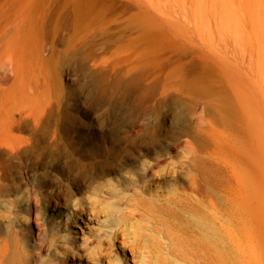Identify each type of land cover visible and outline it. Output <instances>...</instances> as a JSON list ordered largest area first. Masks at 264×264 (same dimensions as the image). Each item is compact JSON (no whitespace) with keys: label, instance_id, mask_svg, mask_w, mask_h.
<instances>
[{"label":"rangeland","instance_id":"374dc122","mask_svg":"<svg viewBox=\"0 0 264 264\" xmlns=\"http://www.w3.org/2000/svg\"><path fill=\"white\" fill-rule=\"evenodd\" d=\"M133 242L264 264V0H0V264Z\"/></svg>","mask_w":264,"mask_h":264},{"label":"bare ground","instance_id":"6f19581e","mask_svg":"<svg viewBox=\"0 0 264 264\" xmlns=\"http://www.w3.org/2000/svg\"><path fill=\"white\" fill-rule=\"evenodd\" d=\"M90 200H91V202H93V201L96 200V198L95 199H90ZM118 237L121 238L122 248L123 247H127V248L130 247L128 240H126L125 235L123 233H121V232H118V231L116 232L115 231V233L112 234V236H111V240L114 241L116 239L118 241V239H117ZM122 248L120 247L119 250L122 249ZM88 250L89 249L87 247H85L82 250L83 251V254H81V260L86 259L85 258L86 256L89 257V252H87ZM164 252L165 253H163V252L160 253L159 252V248H158L156 251H153L152 252V254H153L152 257H155V254H156L157 258H159V257H161L163 255H168V253H167L166 250ZM98 254H99L98 257L96 258L97 262L94 263V264H98L99 261L105 262L104 255H103V250L102 249L98 248ZM50 255H52L53 258L57 259L59 257L58 247L54 246L53 249L50 251ZM144 255L145 254H143L142 252H139V250L137 249L136 245H134V242H133V258L135 259V263L134 264H141L140 259H144ZM28 261H29V264H32V260L30 259V257H28V256L25 257L24 256V253H22L21 256L19 257L18 261H17V264H23V262H26L27 263ZM155 262H159V260L158 259H155ZM175 264H179V262H176Z\"/></svg>","mask_w":264,"mask_h":264}]
</instances>
